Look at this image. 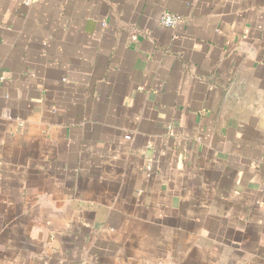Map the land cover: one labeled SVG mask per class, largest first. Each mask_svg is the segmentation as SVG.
I'll return each instance as SVG.
<instances>
[{
    "label": "crops",
    "instance_id": "crops-1",
    "mask_svg": "<svg viewBox=\"0 0 264 264\" xmlns=\"http://www.w3.org/2000/svg\"><path fill=\"white\" fill-rule=\"evenodd\" d=\"M0 264H264V0H0Z\"/></svg>",
    "mask_w": 264,
    "mask_h": 264
},
{
    "label": "built area",
    "instance_id": "built-area-1",
    "mask_svg": "<svg viewBox=\"0 0 264 264\" xmlns=\"http://www.w3.org/2000/svg\"><path fill=\"white\" fill-rule=\"evenodd\" d=\"M30 0H27V3H29ZM160 23L161 25L165 27H174L178 24L180 21V17L176 14L170 13V12H165L161 15L160 17ZM130 136H128L129 138Z\"/></svg>",
    "mask_w": 264,
    "mask_h": 264
},
{
    "label": "water",
    "instance_id": "water-1",
    "mask_svg": "<svg viewBox=\"0 0 264 264\" xmlns=\"http://www.w3.org/2000/svg\"><path fill=\"white\" fill-rule=\"evenodd\" d=\"M244 98L247 103H252L255 99V93L251 88H247L244 93Z\"/></svg>",
    "mask_w": 264,
    "mask_h": 264
}]
</instances>
